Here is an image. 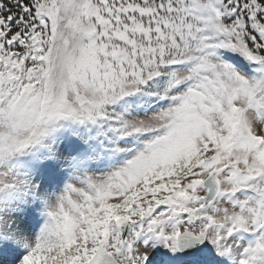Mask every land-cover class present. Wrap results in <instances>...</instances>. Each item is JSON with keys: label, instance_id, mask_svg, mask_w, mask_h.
Instances as JSON below:
<instances>
[{"label": "snow or ice", "instance_id": "snow-or-ice-1", "mask_svg": "<svg viewBox=\"0 0 264 264\" xmlns=\"http://www.w3.org/2000/svg\"><path fill=\"white\" fill-rule=\"evenodd\" d=\"M0 264H264V0H0Z\"/></svg>", "mask_w": 264, "mask_h": 264}]
</instances>
